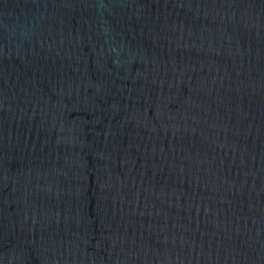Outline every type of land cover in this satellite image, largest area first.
<instances>
[{
    "label": "water",
    "instance_id": "1",
    "mask_svg": "<svg viewBox=\"0 0 264 264\" xmlns=\"http://www.w3.org/2000/svg\"><path fill=\"white\" fill-rule=\"evenodd\" d=\"M0 264H264V0H0Z\"/></svg>",
    "mask_w": 264,
    "mask_h": 264
}]
</instances>
